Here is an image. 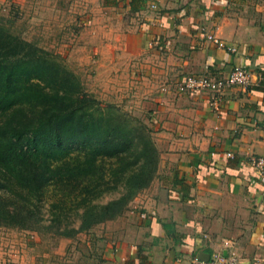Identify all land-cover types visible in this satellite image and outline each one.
Returning <instances> with one entry per match:
<instances>
[{"label": "crops", "instance_id": "crops-1", "mask_svg": "<svg viewBox=\"0 0 264 264\" xmlns=\"http://www.w3.org/2000/svg\"><path fill=\"white\" fill-rule=\"evenodd\" d=\"M27 3L31 20L72 33L71 61L89 75V94L146 115L158 165L122 215L64 247L38 250L33 235L0 229L9 242L0 263L190 264L232 251L238 264H264V191L247 166L248 156L264 157V0ZM239 65L250 84L226 89L217 112L208 92L176 91L184 76L223 78Z\"/></svg>", "mask_w": 264, "mask_h": 264}, {"label": "trees", "instance_id": "trees-1", "mask_svg": "<svg viewBox=\"0 0 264 264\" xmlns=\"http://www.w3.org/2000/svg\"><path fill=\"white\" fill-rule=\"evenodd\" d=\"M157 165L146 123L102 106L58 58L0 24V227L88 233L122 215Z\"/></svg>", "mask_w": 264, "mask_h": 264}, {"label": "rangeland", "instance_id": "rangeland-1", "mask_svg": "<svg viewBox=\"0 0 264 264\" xmlns=\"http://www.w3.org/2000/svg\"><path fill=\"white\" fill-rule=\"evenodd\" d=\"M28 5L29 4L27 3V0H0V24L8 28L12 34L19 36L27 42L33 43L37 47L51 53L56 58H58L67 69L71 70L75 75L79 77L83 85V89L84 91H86L85 88L86 83L89 79V75L82 72L78 74L76 69L73 68V62L71 61V59L75 58L74 54L72 53V47L70 45V39L73 36L71 35L72 33L65 32V34H62L54 32L53 28H51L53 27V24H43L41 17L36 15H34L33 20H31L30 18L32 16H27V12L30 11ZM87 94L89 93L87 92ZM96 100L102 106L107 104L98 99ZM118 109L138 121H143L144 123L146 122V115H142L140 112L132 110L128 111L122 107H118ZM0 229L3 228L0 227ZM11 230L21 231L17 229ZM27 233H29L28 235L34 236V239H32V241H34L35 238L37 239V242L40 246L38 250L52 251L55 248L64 247L63 245L59 244L62 238H52L49 235H38L31 232ZM0 244V248H2L4 245L9 246V242L4 240L0 241Z\"/></svg>", "mask_w": 264, "mask_h": 264}, {"label": "built area", "instance_id": "built-area-1", "mask_svg": "<svg viewBox=\"0 0 264 264\" xmlns=\"http://www.w3.org/2000/svg\"><path fill=\"white\" fill-rule=\"evenodd\" d=\"M150 8L155 10V6L151 4ZM206 41L213 43L217 48L224 49L227 52H233L231 47H225L218 39L207 35ZM250 84V76L246 66L239 65L232 68L230 73L223 78H214L208 75H187L176 85V91L180 94L185 93H200L202 91L208 92L209 98L207 105L213 111L217 112L219 109L220 98L222 93L230 87H238L247 89ZM230 157L229 154L226 155ZM247 166L250 172L255 176L260 188L264 191V157L248 156ZM144 218V215L140 216ZM232 244L228 241L223 242V248H230ZM0 264H23L20 261L2 262ZM190 264H238L237 257L230 251H214L206 260L199 258L192 259Z\"/></svg>", "mask_w": 264, "mask_h": 264}]
</instances>
